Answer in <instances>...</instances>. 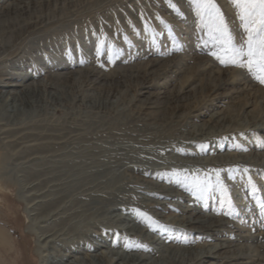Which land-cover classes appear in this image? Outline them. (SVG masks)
<instances>
[{
    "label": "rangeland",
    "instance_id": "rangeland-1",
    "mask_svg": "<svg viewBox=\"0 0 264 264\" xmlns=\"http://www.w3.org/2000/svg\"><path fill=\"white\" fill-rule=\"evenodd\" d=\"M11 1L14 0H0V9ZM73 1L80 2L85 13L80 16L79 9L72 15L67 14L61 17V23L47 31L65 33L67 38L72 36L67 48L66 40H61L55 56L47 53L51 59L40 60V45L29 50L31 42L14 59L1 62L0 67L17 78L13 82L22 81L25 75H39L26 81L31 83L48 76V72L83 70H94L109 79H103L100 84L104 86L98 87L78 83L74 90L63 89L57 99L46 96L49 105L38 120L46 123V128L70 129L77 134L64 149L68 152L65 161L53 159L24 169L18 163H0V230L6 244V247L0 245V264H40L36 254L38 237L28 232L26 202L19 197L42 192L62 195L60 199L67 204L63 220L72 217L70 231L55 234L46 248L51 261L62 260L58 264L77 258L84 264H92L89 256H103L102 252L147 256L152 262L160 260L161 246L190 250L216 243L251 246L264 258L261 248L264 216L260 213V204L264 203V166L241 164L235 168L230 164L208 171L197 163L227 154H253L259 159L256 155L264 154V132H244L233 127L207 139L204 135L200 140L186 138L194 125L207 122L210 128L218 127V130L222 125L227 126L231 118L229 110L243 103L245 94L235 93L243 87V82L252 87L251 93H264V85L247 69L225 67L209 54L213 50L210 36L206 29L202 30L191 0H176L179 11L173 10L168 0ZM217 2L234 41L241 43L244 32L237 10L231 0ZM149 62H158L156 69L168 63L157 85L149 75L138 80L128 78L127 74L138 70L140 64ZM207 66L210 72L221 70L225 76L231 71L235 77L240 75L243 82L237 86L225 84L216 93L199 94L195 91L203 78L200 70ZM112 77L121 85L111 90L121 95L109 96L107 108H93L90 102H80L89 95L106 101L105 90H110L107 84ZM186 78H189L183 95L186 101L180 110L173 115L168 109L169 112L162 111L172 102L170 95ZM159 92L164 94L157 96ZM75 97L77 103L72 104ZM155 99L160 104L159 111L167 117L165 122H148L144 113L136 109ZM186 105L192 107L191 115H186ZM221 111L227 119L213 121L212 115ZM259 112L251 104L243 109L239 120ZM23 174L27 175L26 181L20 178ZM200 175L210 178L206 190L197 186L196 176L205 180ZM162 188L168 191L167 195H162ZM26 190L30 193L26 194ZM36 197L32 199L37 201ZM162 202L168 204L157 205ZM190 215L194 219L211 217V221L196 227L207 226L215 220L228 224L208 237L194 232L191 225L181 224L180 220ZM57 226L58 222L54 225L50 222L45 230L52 231ZM36 234L39 233L36 231ZM99 259L93 264H109L107 259ZM240 263L264 264L261 259ZM203 264L225 262L210 259Z\"/></svg>",
    "mask_w": 264,
    "mask_h": 264
},
{
    "label": "bare ground",
    "instance_id": "bare-ground-1",
    "mask_svg": "<svg viewBox=\"0 0 264 264\" xmlns=\"http://www.w3.org/2000/svg\"><path fill=\"white\" fill-rule=\"evenodd\" d=\"M4 1L6 2V0ZM79 4L80 2H75L73 0H14L6 4L5 7H1L0 63L3 61L14 59V57H16L17 54L22 51L21 49H24V47H26L27 45L32 44L31 42H33V45L28 46L29 50L34 49V47H36L37 45H40L39 51H41L42 53L41 57L39 56L40 60H43L45 58L51 59L52 56H55L56 50L61 44V40H66L65 43L67 44V48L70 42L69 40L72 38V36L67 38L64 37L65 33H47V31L54 25L61 23V17H64L67 14L72 15L76 10L80 9L81 13H79V15L82 16L85 12L81 11V8L83 6ZM52 13L54 15H52ZM34 38H36V40H33ZM47 53H51L53 55L51 56ZM157 64L158 62H149L144 65L140 64L141 66L139 65L138 70H136L135 72H130L129 75L127 74V76L131 80H138L139 78L146 75L153 76L151 79H153V81H155V85H157L158 78L163 76V74L166 72V69L169 67L168 63H163L161 64V67L159 69H156L155 66ZM49 68L52 69V66L50 65ZM4 69L0 67V163L3 164L6 161H10L12 163H18V165L24 169L27 166H38V164L42 162L53 159H56L58 161H65L64 157L68 152H65L64 149L68 145V143L71 142L72 138L74 139L75 137H77V134L75 132H72L70 129L59 130L46 128V123H42L38 120V118H40V116L46 112V108L49 105V103L45 101L47 98L46 96H48V98L55 97L57 99L58 93H61L63 89H73L75 87L74 85L78 83H80L81 85L84 84L86 86L88 85L92 87H98V85H102L100 83L103 81V79H109V77L98 74L94 70H83L74 73L69 72L52 74L51 72H48V76L39 81L37 80L31 83L26 81L38 78L39 75H25L23 78L24 81L22 80L13 82L14 79L17 78H15L13 74L8 75L6 72H4ZM200 73L203 74H201L203 78L198 85L199 89L195 91L199 94H205L209 91L216 93L219 89L223 88L225 84L237 86L241 85V83L243 82V79L239 78L240 75L235 77L230 71L227 72V76H225V72L221 70H217L213 73L209 71L208 66L200 70ZM115 78L116 77L110 78L111 83L107 84L110 90H105L108 92V94L106 93V101H100L97 99V97L89 98L90 95L88 94L89 96H84V98L80 99V102H90L93 108H107V104L109 103V96L115 95L116 93L118 96L121 95L120 92L111 90V87L119 88L121 85L116 81ZM67 80H71L70 83H66ZM188 82L189 78H186L183 84L178 87L175 92L172 90L174 92L173 95H170L172 97V102L166 109L162 111L170 110L172 111L171 114L173 115L177 110H180L183 105L182 103L186 101V98H184L183 95L185 93V85ZM246 83L247 82H243V87L240 90L235 91V93L237 94L238 92L244 93L245 96L241 105H239L235 109L229 110V115L231 118L230 123L227 126L222 125V127L219 128L220 130H218V127L210 128L207 122L202 125H194L192 126L193 128L191 129L189 136H186V138L192 140H200L199 137L201 135H204V139H207L218 134L228 132L230 128L233 127L236 129H241L244 132H264V93H251L252 87L247 85ZM162 94L164 93L159 92L157 93V96H160ZM37 95L39 97L38 99H36ZM121 97L123 96H120V98ZM197 97L199 98V96ZM71 102L72 104L77 103L76 97ZM251 104H255L258 107V110L260 111L259 114L250 118L246 117L242 120H239V117L242 115L243 109ZM159 105L160 104L158 100L155 99V101L152 100L147 102L146 104L143 103L142 106L136 107V109L137 111H139L138 113H144L143 115H145V119L148 122H165L167 120V117L162 114L163 112L161 113L159 111ZM184 107H187L186 115H191V112L193 110L192 107L188 105ZM193 108L195 109V107ZM211 118L213 119V121L219 120L220 122H222L227 119V116L224 112L221 111V113L212 115ZM256 156L259 159L254 158L253 154H227L220 155L217 158H212L209 160L208 158L199 160L197 163L203 165L204 168H206L208 171L220 170L223 169V166L230 164L235 168H237L241 164L264 166V154ZM48 175H51V173H48ZM20 178L22 181H26L27 175L23 174L22 176H20ZM201 178H205V175L201 176L200 179ZM30 187L32 186H29V188ZM23 188L26 189V186H24ZM163 189L164 188H162V191L160 192H162V195H167L165 192L168 191ZM28 192L29 190H26V194ZM29 196L31 198H28ZM33 196H37L36 198L38 200L34 201L32 199ZM61 196L62 195H43L42 192L41 195H34L30 193L27 195H20L19 197L22 201L26 202L25 212L28 214L30 220L28 223L29 226L27 227L28 232L38 237V239H36V254L39 257L40 264H58L62 262V260L60 262H53L50 260L49 255L46 254L47 245L53 241L52 237H54L55 234L66 233L70 231L69 228L72 227V224H70L72 217L68 218L65 221L63 220V217L67 212L66 210H64L67 204H64L63 198L60 199ZM31 199L32 203L30 202ZM54 201L58 202L55 204ZM167 204L168 203L162 202L157 205ZM210 218V216H205L204 218L194 219L193 216L190 215L184 220H180V222L181 224H186L189 226L191 225V227L193 226L194 232L202 233L208 237L210 235H213L215 231L219 230L221 226L224 227L226 224H228V222L224 220H215L207 226L196 227V224H202L211 221ZM50 222H52L53 225L55 222L59 223V226H57L58 229L52 230L53 233L51 230H45ZM79 228L77 229L79 230ZM36 231L39 233L38 235L36 234ZM0 245L6 247L5 238H3L1 230ZM235 247L238 246L229 245L227 243H216L203 245L195 249L182 250L176 248L175 246L167 245L161 246L160 248V252L162 254L160 260L152 262L150 261L151 258L147 256H128L121 252H102L103 256H99V254L95 256H89L88 260L93 261L92 264L96 262V260H100V257L107 259L109 264H123L124 261L125 264H203L210 259H221L224 260L225 264H242L240 262L243 260L261 259L264 263V258H261L255 248L251 246H240L235 249ZM15 248L16 246L14 247V249ZM261 248L264 249V246ZM24 251L25 249L23 250V252ZM23 263H25V261ZM84 263V261L77 258L65 264Z\"/></svg>",
    "mask_w": 264,
    "mask_h": 264
},
{
    "label": "snow or ice",
    "instance_id": "snow-or-ice-1",
    "mask_svg": "<svg viewBox=\"0 0 264 264\" xmlns=\"http://www.w3.org/2000/svg\"><path fill=\"white\" fill-rule=\"evenodd\" d=\"M231 3L237 10L244 32L239 44L234 41L217 0H191L200 18L202 30L206 29L210 36L213 50L209 54L225 67L247 69L260 85H264V0H231ZM168 4L173 10L179 11L176 0H168ZM196 179L197 186L206 190L210 178L203 181ZM216 181L220 182L219 172ZM260 213L264 216V203L260 204Z\"/></svg>",
    "mask_w": 264,
    "mask_h": 264
}]
</instances>
